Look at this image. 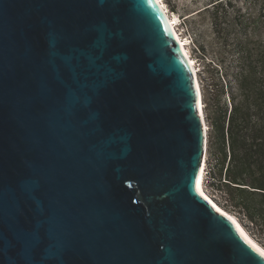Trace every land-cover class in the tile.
<instances>
[{"label":"water","instance_id":"1","mask_svg":"<svg viewBox=\"0 0 264 264\" xmlns=\"http://www.w3.org/2000/svg\"><path fill=\"white\" fill-rule=\"evenodd\" d=\"M205 124L156 0H0V264H264Z\"/></svg>","mask_w":264,"mask_h":264},{"label":"trees","instance_id":"2","mask_svg":"<svg viewBox=\"0 0 264 264\" xmlns=\"http://www.w3.org/2000/svg\"><path fill=\"white\" fill-rule=\"evenodd\" d=\"M223 2L214 0L212 7L220 8ZM240 19L246 37L237 43L236 87L224 104L218 97L212 102L204 92L210 127L207 167L230 206L244 216L255 233L264 236V41H252L247 33L249 23ZM217 20L215 17L216 26Z\"/></svg>","mask_w":264,"mask_h":264},{"label":"rangeland","instance_id":"3","mask_svg":"<svg viewBox=\"0 0 264 264\" xmlns=\"http://www.w3.org/2000/svg\"><path fill=\"white\" fill-rule=\"evenodd\" d=\"M161 1L177 21V30L185 40L190 57L195 61L203 100L205 92L212 102L218 97L224 104L228 101L231 89L236 87L235 75L239 59L237 43L241 37H246V32L240 29V17L249 23L248 37L252 41L259 38L264 41V3H257L255 0H224L223 5L216 8L217 6L212 7L214 0ZM215 17H218L217 26ZM254 30L257 32L254 33ZM209 171L206 161L204 192L222 209L233 215L251 238L264 248V236L255 233L244 216L230 206L226 194L218 187V179L213 178Z\"/></svg>","mask_w":264,"mask_h":264},{"label":"bare ground","instance_id":"4","mask_svg":"<svg viewBox=\"0 0 264 264\" xmlns=\"http://www.w3.org/2000/svg\"><path fill=\"white\" fill-rule=\"evenodd\" d=\"M156 2L159 4V6L161 7V9L163 10L166 19L170 25V28L173 32V35L182 51V53L184 54L186 60L188 61L192 72L194 74L195 80H196V84L197 87L199 88V104H200V110H201V115H202V119L203 122L205 124V114H204V104L202 102L203 99V94H202V88L200 85V81H199V77H198V72L197 69L195 67V61L192 60V58L189 55V52L187 50V45L185 43V40H183L177 30V21L169 14V12L167 11L165 5L163 4V2L161 0H156ZM205 129H206V124H205ZM206 158L203 161V165L201 168V171L199 173L197 182H196V192L203 197L204 199H206L211 205L212 207H214V209L216 211H218L219 213H222L223 215H225L226 217H228L233 223L234 225L237 227V229L239 230V232L254 246L256 247V249H258L261 253H264V248L258 244L253 238H251V236L246 232V230L244 229V227L241 225V223L230 213H228L227 211H225L224 209H222L215 201L212 200V198H210L203 189V181H204V173H205V168H206Z\"/></svg>","mask_w":264,"mask_h":264},{"label":"snow or ice","instance_id":"5","mask_svg":"<svg viewBox=\"0 0 264 264\" xmlns=\"http://www.w3.org/2000/svg\"><path fill=\"white\" fill-rule=\"evenodd\" d=\"M262 255H264V253H262Z\"/></svg>","mask_w":264,"mask_h":264}]
</instances>
